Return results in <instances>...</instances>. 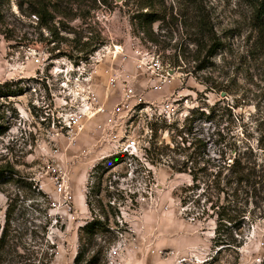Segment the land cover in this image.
Here are the masks:
<instances>
[{"label": "rangeland", "instance_id": "1", "mask_svg": "<svg viewBox=\"0 0 264 264\" xmlns=\"http://www.w3.org/2000/svg\"><path fill=\"white\" fill-rule=\"evenodd\" d=\"M259 1L152 0L142 9L145 0H64L75 16L50 28L22 16L17 0L3 1L0 85L16 82L22 94L0 96V167L33 183L0 184V234L12 210L4 264H74L79 230L92 218L90 174L124 150L137 157L101 188L122 229L116 241L105 237L115 243L111 264H264V219L246 227L240 249L215 247L211 191L179 173L186 156L203 169L264 119ZM147 11L161 20L146 24ZM166 106L170 116L160 111ZM98 108L106 112L88 113ZM82 110L90 117L82 131L55 126L57 116Z\"/></svg>", "mask_w": 264, "mask_h": 264}, {"label": "trees", "instance_id": "2", "mask_svg": "<svg viewBox=\"0 0 264 264\" xmlns=\"http://www.w3.org/2000/svg\"><path fill=\"white\" fill-rule=\"evenodd\" d=\"M3 1L10 0H0V18L3 12ZM145 2L141 6L142 9L153 6L152 0H145ZM63 3L64 0H17V6L22 16L35 15L38 24L47 28H50V24L57 17L72 19L75 16L70 17V14H73V7L68 9L63 7ZM148 12L143 14L146 24H154L161 20L154 13ZM256 18L261 21H258L260 24L258 30L264 39V0L259 1ZM218 46L220 45L217 42L211 46L209 57L216 56ZM206 68L207 66H201L199 70ZM3 90L6 91L3 92ZM21 92L22 89H18L16 82L0 85L1 97H17L22 94ZM251 129L252 131H246L243 139L233 137V141L222 147L216 153L217 158L207 161L203 169H195L198 166L197 163L192 160L191 156H186V162L184 161V165H186L179 170V173H188L195 183L204 181L207 188L210 189L211 193L207 202L211 204L210 210L213 211L211 216L216 221L213 245L218 248L224 247L221 250H238L243 247L247 237L246 227L252 226L257 219H264V119L258 120ZM186 141L183 139L180 144L185 145ZM186 149L185 147L184 150L186 151ZM133 156L136 155L124 150L121 153L105 157L94 166L90 174V181L95 179V183L89 186L87 195V204L92 218L79 230V247L74 264H111L109 256L115 243L113 244V241L105 239V237L116 235V241L118 235L122 234V229H120L119 221H112V219L120 218L119 211L115 209L114 204L109 202L104 205L102 203V182L106 174L125 160L134 158ZM189 163H192L190 168H188ZM9 183L16 184L23 190L33 188V183H27L12 167H0V184ZM36 190L39 195H43L41 190H38V186L35 187ZM46 198L48 204L51 205V199ZM91 198L97 200L96 207L93 206ZM10 207L6 212L5 227L0 234V264L7 262L6 258L12 249L9 238L12 215ZM251 207H253L252 210ZM100 238L102 242H105L104 245L101 242L98 243ZM53 248L55 246L51 247V249ZM221 250L218 251V254ZM45 256L46 254L43 253L42 257Z\"/></svg>", "mask_w": 264, "mask_h": 264}, {"label": "built area", "instance_id": "3", "mask_svg": "<svg viewBox=\"0 0 264 264\" xmlns=\"http://www.w3.org/2000/svg\"><path fill=\"white\" fill-rule=\"evenodd\" d=\"M76 67L77 69H80L81 66L77 65ZM132 92H133L132 90L130 89L128 90V94H132ZM160 111L165 112L168 116H170L169 106L163 107L162 110ZM105 112L106 110L104 108H98L95 110V112H91L90 110L88 111V113L95 114L94 116L98 115L99 113H105ZM88 113H85L83 110L80 113L78 112L72 113L66 121L63 120V117L57 116V121L55 120V126L61 128L63 131H66L68 133H75L77 131H82V129L84 128L83 125V120L85 119L84 117L90 118ZM59 191H62V186H59Z\"/></svg>", "mask_w": 264, "mask_h": 264}, {"label": "water", "instance_id": "4", "mask_svg": "<svg viewBox=\"0 0 264 264\" xmlns=\"http://www.w3.org/2000/svg\"><path fill=\"white\" fill-rule=\"evenodd\" d=\"M117 1H120V0H117ZM170 73L173 75L174 74V72L173 71H170Z\"/></svg>", "mask_w": 264, "mask_h": 264}, {"label": "bare ground", "instance_id": "5", "mask_svg": "<svg viewBox=\"0 0 264 264\" xmlns=\"http://www.w3.org/2000/svg\"><path fill=\"white\" fill-rule=\"evenodd\" d=\"M128 146H130V144H129ZM128 146H127V147H128ZM129 149H130V148H129Z\"/></svg>", "mask_w": 264, "mask_h": 264}]
</instances>
